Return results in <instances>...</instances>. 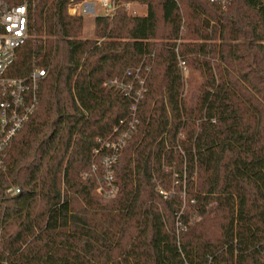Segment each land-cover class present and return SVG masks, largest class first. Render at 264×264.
<instances>
[{"label": "trees", "instance_id": "obj_1", "mask_svg": "<svg viewBox=\"0 0 264 264\" xmlns=\"http://www.w3.org/2000/svg\"><path fill=\"white\" fill-rule=\"evenodd\" d=\"M83 1L41 0L8 71L47 77L0 166V264H264V0H117L94 39L68 13ZM139 69L140 123L106 201L98 140L130 106L106 84Z\"/></svg>", "mask_w": 264, "mask_h": 264}, {"label": "built area", "instance_id": "obj_2", "mask_svg": "<svg viewBox=\"0 0 264 264\" xmlns=\"http://www.w3.org/2000/svg\"><path fill=\"white\" fill-rule=\"evenodd\" d=\"M40 1L0 0V166H3V159L13 147L25 124L35 113L39 104L40 85L47 77V71L40 68H35L27 77L17 78L8 75L10 67L16 60L18 50L33 38L31 35L32 17ZM207 1L227 10L234 0ZM131 4L124 6L129 8ZM97 5H100L103 11L100 16L112 18L118 8V1L85 0L80 3H71L68 6V13L72 17H95ZM179 67L185 80L189 73L186 62L180 59ZM146 71L148 72L149 68ZM147 75L143 77L141 69L128 71L127 82L116 79L106 84L107 87L124 93L130 101V106L128 118L115 127L109 138L98 140L101 149L96 151V156L99 158L103 176L99 178V188L96 192L103 199H114L119 193L116 171L124 150L138 130L139 108L147 92ZM165 171L170 170L166 168ZM98 172V164H93L92 174L97 176ZM157 191L165 197L168 195L159 185ZM8 193L16 195L20 193V190L12 188L8 190ZM191 203L195 204V200ZM177 227L179 231L186 230V227L179 221Z\"/></svg>", "mask_w": 264, "mask_h": 264}, {"label": "rangeland", "instance_id": "obj_3", "mask_svg": "<svg viewBox=\"0 0 264 264\" xmlns=\"http://www.w3.org/2000/svg\"><path fill=\"white\" fill-rule=\"evenodd\" d=\"M126 10H127L128 14L131 15V16H144V15L147 14V7L145 5H142V4H139V3H132L129 8H126ZM96 14L97 15L95 17H88V16H84L83 17V20H84L83 38L84 39H94V22H95V20H96L97 17H99L101 14H103V11H102L100 5H97ZM188 72H189L188 73V76H187V78H185L184 93H185V96H188L187 99H188L189 103L190 104H193V102L196 101L197 96L192 91L189 94L188 81L190 79V70ZM123 156H124V153H123ZM175 178H176V174H174V179ZM157 185H159L162 188V186L159 183H157ZM175 185H176V182L174 181L173 184H172L171 191L169 193H174ZM95 194L99 198H101L98 195L97 192H95ZM108 200H112V199H106V201H108Z\"/></svg>", "mask_w": 264, "mask_h": 264}]
</instances>
